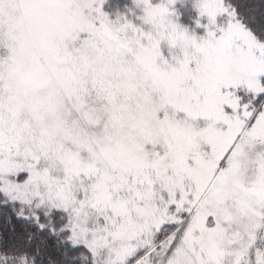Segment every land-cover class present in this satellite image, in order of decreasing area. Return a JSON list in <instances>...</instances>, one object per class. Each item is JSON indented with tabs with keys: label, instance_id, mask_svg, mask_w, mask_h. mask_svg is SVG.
I'll return each mask as SVG.
<instances>
[{
	"label": "snow or ice",
	"instance_id": "obj_1",
	"mask_svg": "<svg viewBox=\"0 0 264 264\" xmlns=\"http://www.w3.org/2000/svg\"><path fill=\"white\" fill-rule=\"evenodd\" d=\"M0 264H264V0H0Z\"/></svg>",
	"mask_w": 264,
	"mask_h": 264
}]
</instances>
